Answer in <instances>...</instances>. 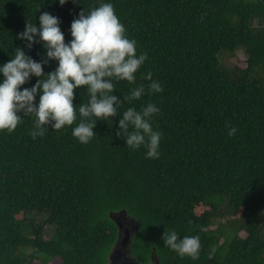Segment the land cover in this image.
<instances>
[{
    "label": "trees",
    "instance_id": "1",
    "mask_svg": "<svg viewBox=\"0 0 264 264\" xmlns=\"http://www.w3.org/2000/svg\"><path fill=\"white\" fill-rule=\"evenodd\" d=\"M99 2L0 0V63L16 47L44 58L41 44L28 49L17 38L28 21L39 25L41 12L59 18L67 42L72 20ZM110 2L137 54L147 53L134 83L113 81L121 100L145 86L117 114L154 103L160 155L146 157L144 146L129 149L123 134L116 135L118 115L109 117L111 123L97 120L96 136L82 144L71 134L78 111L73 125H49L35 139L34 116L18 113L22 119L13 131L0 130V264H109L114 254L139 264H264V2ZM239 50L244 65H225L224 57ZM56 64L43 65L44 73ZM148 71L161 92L149 94ZM73 91L78 109L87 103L86 86ZM232 126L236 132L228 135ZM200 207L205 209L197 213ZM122 211L134 220L130 235L110 217ZM226 217L233 219L211 229ZM229 225L233 230L226 234ZM165 229L198 235L199 256L181 257L164 246Z\"/></svg>",
    "mask_w": 264,
    "mask_h": 264
},
{
    "label": "clouds",
    "instance_id": "2",
    "mask_svg": "<svg viewBox=\"0 0 264 264\" xmlns=\"http://www.w3.org/2000/svg\"><path fill=\"white\" fill-rule=\"evenodd\" d=\"M65 2L59 0L60 5ZM38 19V26L28 21L24 30L17 33V38L23 40L28 49L41 44L44 58L35 60L23 48L16 47L11 58L0 63V130L13 131L22 119L18 113L23 111L24 116L31 114L35 118L30 133L35 139L43 136L49 125L54 130L73 125L78 111L79 122L71 128V134L86 144L96 136L93 128L97 120L111 123L109 117L118 115L124 100L139 99L144 94L145 86L141 84L133 87L123 100L118 99L113 94V81L134 83L147 53L141 51L137 54L136 41L126 35L110 0H100L98 6L87 10V14L82 9L70 24L71 39L67 42L57 16L43 11ZM50 60L57 62L56 67L44 73L42 66ZM32 76L39 79L31 87L21 88ZM143 78L149 81V94L162 91V84L152 79L151 71L144 73ZM78 86H86L88 100L80 103L77 109L73 104V90ZM37 94L38 101L34 103ZM159 111L152 102L139 110L127 107L118 115L116 135L123 134L129 149L144 146L146 157H158L161 133L153 128L152 117ZM235 132V126L228 129V135ZM129 224L133 227L131 222ZM126 234L130 235V230ZM162 240L164 246L181 257L196 259L199 256L198 235L181 237L174 229H165ZM214 252L213 248L209 255Z\"/></svg>",
    "mask_w": 264,
    "mask_h": 264
},
{
    "label": "rangeland",
    "instance_id": "3",
    "mask_svg": "<svg viewBox=\"0 0 264 264\" xmlns=\"http://www.w3.org/2000/svg\"><path fill=\"white\" fill-rule=\"evenodd\" d=\"M245 60H246V55L244 54V52L242 50H239L236 53V55L233 56V57H231V58L230 57H224L223 62H224L225 65H228V64H230V65L231 64H236V65L242 67L244 65ZM203 209H205V208L204 207L198 208L197 209V213H201V211ZM260 216H261L262 221H264V211L261 213ZM232 219H233V217H226L224 219L215 220L214 221V226H212L211 229L216 228L217 227V224H220V223L225 224L226 222H229ZM225 229H226L225 230L226 234L230 233L233 230L232 228H230V225L227 226V227L225 226ZM47 230L48 231H47V233L45 235V238L46 239L50 238V236H51L50 230L49 229H47ZM129 230L131 232L133 230V227L129 223L124 224L123 233L126 235L127 231H129ZM125 235H123V236H125ZM234 235H235V233H233L231 235V237H233ZM239 235L241 237H246V233H245L244 230H242V232H240Z\"/></svg>",
    "mask_w": 264,
    "mask_h": 264
},
{
    "label": "water",
    "instance_id": "4",
    "mask_svg": "<svg viewBox=\"0 0 264 264\" xmlns=\"http://www.w3.org/2000/svg\"><path fill=\"white\" fill-rule=\"evenodd\" d=\"M264 2V0H262ZM110 217L114 220V222L120 227V229L123 228L124 224H127L129 222L133 223L134 220H132L125 211L118 212V213H111ZM127 238L123 240L126 242ZM125 245V244H123ZM152 260H155V256H152ZM157 261V260H156ZM109 264H139L134 258L131 256L125 257L122 254H114L109 259ZM158 264V261H157Z\"/></svg>",
    "mask_w": 264,
    "mask_h": 264
}]
</instances>
